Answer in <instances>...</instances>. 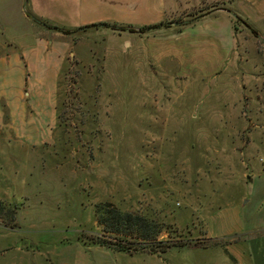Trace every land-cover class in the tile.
I'll list each match as a JSON object with an SVG mask.
<instances>
[{
    "label": "rangeland",
    "instance_id": "obj_1",
    "mask_svg": "<svg viewBox=\"0 0 264 264\" xmlns=\"http://www.w3.org/2000/svg\"><path fill=\"white\" fill-rule=\"evenodd\" d=\"M17 5L0 0L11 38L31 39L34 18L72 33L57 30L69 47L51 135L18 139L1 110L0 264L218 261L197 247L264 164V0H24L27 19ZM106 203L185 246L97 244Z\"/></svg>",
    "mask_w": 264,
    "mask_h": 264
},
{
    "label": "crops",
    "instance_id": "obj_2",
    "mask_svg": "<svg viewBox=\"0 0 264 264\" xmlns=\"http://www.w3.org/2000/svg\"><path fill=\"white\" fill-rule=\"evenodd\" d=\"M17 2L22 13L24 0ZM33 26L27 42L11 38L0 26V114L5 107L16 138L40 143L56 123V86L69 43L56 29ZM244 187L242 199L220 209V222L206 231L213 244L197 247L217 251L218 261L207 264H264V164Z\"/></svg>",
    "mask_w": 264,
    "mask_h": 264
},
{
    "label": "trees",
    "instance_id": "obj_3",
    "mask_svg": "<svg viewBox=\"0 0 264 264\" xmlns=\"http://www.w3.org/2000/svg\"><path fill=\"white\" fill-rule=\"evenodd\" d=\"M237 20H242L236 16ZM40 23V20L35 19ZM243 23L255 34L257 31L246 21ZM45 27L59 30L63 33L70 34L72 31L61 29L56 25H50L42 22ZM98 26L96 23L90 25ZM107 26V25H105ZM110 26V25H109ZM160 26H168L162 23L153 24L149 26H142L138 29L129 27L130 31L145 32L151 28H158ZM8 210L4 203L0 200V220L4 219ZM12 220L14 219V212L11 213ZM97 221L102 226L104 234L97 237L94 242L101 246L111 248L116 251H125L130 254L142 252L147 250L150 254H163L173 245L185 246V243H174L168 241H160L157 239L159 233L162 231L161 224L155 220L145 218L142 215L133 212H123L111 203H106L97 211Z\"/></svg>",
    "mask_w": 264,
    "mask_h": 264
}]
</instances>
